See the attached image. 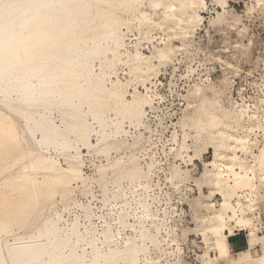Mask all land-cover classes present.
<instances>
[{
	"label": "rangeland",
	"instance_id": "1",
	"mask_svg": "<svg viewBox=\"0 0 264 264\" xmlns=\"http://www.w3.org/2000/svg\"><path fill=\"white\" fill-rule=\"evenodd\" d=\"M201 1L194 0L190 7L186 3L189 8L179 0H162L157 5L151 0L59 1L56 8L64 13L75 10V16L68 19L65 35L59 36L61 30L48 33H58L59 41L74 40L77 54L93 44L100 47L84 59L71 88L82 95L79 101L91 131L84 137L71 135L76 141L71 139L67 154L72 157L66 159L54 147L41 146L46 162L55 161L72 175L59 173L64 178L58 174L48 180L51 174L45 179L46 174L33 171L31 177L41 186L33 192L50 200L36 203L31 197L35 204L31 201V207L27 204L29 208L22 212L19 208L21 215L11 209L18 214L14 212L12 219L5 214L22 193L12 192L11 187L19 189L20 183L10 174L9 164L26 163L27 149L25 142L18 139L20 146L15 142L17 137L5 141L7 137L0 133V142L5 143L0 147H6L0 149V157L9 147L14 151L18 143L16 156L12 150L4 154L13 155V160L0 158V181L7 183L0 182V191L12 192L4 197L0 193V198L11 197V201L15 195L16 200L10 205L0 201L3 251L16 240L35 235L44 217L59 230L62 252L64 248L65 253L69 248L75 254L85 252L86 264L94 257L100 259V254L105 260L100 264H227L228 259L238 260V254L231 250L229 258H218L211 231L215 215L230 214L222 208L226 203L241 211L242 221L228 219V228L235 232L242 224L256 226L257 243L246 249L252 262L244 264L264 257V0ZM169 3L174 8H166ZM63 18L64 14L56 15L52 23ZM51 112L58 123V111ZM4 113L0 132L11 123ZM99 139L106 141L103 150ZM97 141L98 148L93 146ZM75 152L81 156L73 157ZM226 165L247 178L234 185L233 177L225 176ZM25 182H21L25 187H36L31 179ZM9 183L12 190L5 189ZM37 213L43 217L38 215L30 224L22 222Z\"/></svg>",
	"mask_w": 264,
	"mask_h": 264
},
{
	"label": "bare ground",
	"instance_id": "2",
	"mask_svg": "<svg viewBox=\"0 0 264 264\" xmlns=\"http://www.w3.org/2000/svg\"><path fill=\"white\" fill-rule=\"evenodd\" d=\"M59 1L60 0H0V116H3L2 114L5 115L4 112H6V114L9 116V119L11 121V123H8L9 124L8 126H6V127L4 126V128L1 129L0 133L3 137H7V138H5L6 139L5 141H7L8 138L12 140V139H15L17 137V139H15L16 140L15 142H18V139H19V142L21 144H22V142H25L24 147L26 146V149H27V151H26V149H24L27 153L26 154L27 159L25 158L26 155L24 153V155H25L24 160H26V163H25V161L21 160L20 163L17 166H15L19 162L18 159L20 160V158L17 157L16 160L18 162L13 164L14 163V161H13L12 165H11V162L9 164L11 166L9 169L10 174H12L13 176L14 175L16 176V179H17L16 181L18 183L17 185L19 186V183H20L19 187L21 189L19 187L18 188L21 190V192L16 191L17 188H15L14 186H13L14 188L10 186L11 181H14L13 177H12V180H11V178L8 177V179H10L11 181L8 184V186H6V187L4 186V187H5V189L7 187L8 188L11 187L13 189L12 192H14V189H15L14 194L17 192L22 193L21 195L18 194L19 197L16 195L19 198V200H17V201L14 200L16 202L13 201V199L15 198L14 194H13L14 198L12 197L13 199L11 201H10L11 197H10V199L8 198L9 199L8 201H6V199L4 198L5 199V201H4L5 205L6 204L10 205L9 201L11 202V204H12V201L14 202L12 205H10V208H9V206L8 207L6 206L7 208H9V209H7V211L9 210V212L13 208L15 211H17L19 208H23V209H19V210L21 212H22V210L24 211V207L27 204L29 206V203H30L29 207H31L32 204H35L32 201L34 199H35V202L36 201H38V202L42 201L44 198H47L48 201L50 200L48 197L45 196L46 194L44 195L43 193L38 192V191L33 192V190L35 188L41 187V186H39L40 185L39 181L32 178V177H34V176H32L33 171H38L37 173L40 172V173L46 174V175H44V178L48 174H51V175H48V180H50V179L52 180V178H50L49 176L53 177V176L58 175L59 173H63V174L66 173L68 176L67 178H69V176L72 175L71 172H70V175H68L69 174L68 171L66 172L65 170L64 171L61 170L60 167L55 164V161H53V163L52 162L48 163V160H47V162H46L45 161L46 159H44L43 158L44 156H42L44 153L42 151V148H41L42 145H45V147L46 146L54 147L56 150L59 151V154H62V155H59L60 157L61 156L72 157V155L67 154L68 148L70 147V149H71V139L74 140L71 137V135L82 137L88 131H89V133L91 131V129L88 130L90 125H88L86 122V120H87L85 118L86 113L81 109L79 99L82 98V95L80 92L73 91L71 88H72V86L76 85V77H77L76 71H77V69H83L84 68L83 67L84 66V63H83L84 59L87 58L88 56H91L94 53L98 52L100 50V47L97 44H93L88 49H85L83 52H80V54H77L75 52L76 43L74 40L67 39L64 41H61V40L59 41V39L57 37L58 33H56V32L54 34L48 33L50 31L54 32V31L61 30L59 36L65 35V32L68 29L67 28L68 19L71 18L72 16H75V13H76L75 10L74 11L69 10V11L64 13L63 9L56 8V6H58V4H59ZM160 1H162V0H151V2L153 4H156V3L159 4ZM196 1L200 4L202 3L201 0H196ZM175 3H177V2H175ZM186 3L190 7L195 2H194V0H179L180 5L184 6V5H186ZM8 5H11V6L9 7ZM161 6H160V8H161ZM111 7H113V6H111ZM172 7H173V5L171 3L166 5V8H172ZM178 7H181V6H178ZM191 10H189V11H191ZM62 14H64V18L60 23H52L54 16L62 15ZM197 19H198V17H197ZM47 33H48V35H47ZM81 54H83V55H81ZM37 60H41V61H37ZM52 109H56L58 111V114H59V122L58 123H56L55 119L53 118L54 116H52V112H51ZM1 110H2V112L3 111L4 112L1 113ZM7 115L5 118H7V120H8ZM5 118H3V119H5ZM10 121H8V122H10ZM18 121L20 122V124ZM2 122L5 123L4 121H2ZM16 124H17V128L14 126ZM14 128H16L17 131H15ZM36 134H38L37 138H35ZM100 134H102V132ZM103 135L106 137H107V135L109 136V134L105 135V133ZM99 137H101V140H102V136L100 135ZM109 139L111 140V138H108L107 141ZM2 140H3L2 143H4V139H2ZM80 140H81V138H80ZM101 140H100L101 145L102 144L104 145V142H106V141H104L102 143ZM74 141H76V140H74ZM77 141H78V139H77ZM10 142H8V143H10ZM13 142H14V140H13ZM97 142H96L97 144L93 145V146L98 148L99 141H97ZM111 142L113 144V140ZM115 142H114V146H115ZM18 143L17 144L15 143L16 145L14 147V151H16L15 148L18 147ZM20 143H19V146H20ZM11 144H13V143H11ZM86 145H87V143H86ZM88 145H89V147H91L89 143H88ZM109 145L110 144H108L106 146V149H107V147H109ZM6 146H8V145L6 144ZM9 146H10V144H9ZM13 146H14V144H13ZM11 147H12V145H11ZM2 148H3V146H2ZM2 148L0 147V149H2ZM72 148H74V147L72 146ZM102 148L104 149L105 145H104V147H101V149ZM4 149H6L5 146H4L2 151H4ZM11 150L13 151V149H11ZM11 150L9 147V150H5V153L3 152V157H0V158H2V159L6 158L5 160H7V157H9L7 155L11 154V152H10ZM17 150L20 151V147ZM94 150L97 151L96 149H94ZM2 151H0V152H2ZM14 151H13V153H14ZM25 151H23V152H25ZM75 151H77V150H75ZM98 151L97 152L100 153V149ZM20 152L22 153V151H20ZM20 152H19V154L22 155ZM46 152L47 151L45 150V153ZM73 152H74V150H73ZM263 152H264V150H263ZM263 152H262V154L260 152V154L262 156H263ZM6 153H8L6 155L7 157L4 155ZM75 153H74L75 156H73V157H76L77 154L79 157L81 156V155H79V152L78 153L75 152ZM69 154H70V152H69ZM260 154H259V156H260ZM57 155H58V153H57ZM15 156H16V154H15ZM10 157L13 160V155ZM70 157H67V158L71 159ZM261 158L262 157H260V159H259L260 161L263 159V158L262 159ZM14 159H15V157H14ZM64 159H66V157ZM74 161H75V159H74ZM6 163L4 162V165H3V167H5V170L7 169L6 167L9 168V166L5 165ZM74 163H77V161ZM114 163H115V161H114ZM1 164H2V162H1ZM111 164H113V163H111ZM73 169L75 170L76 168H73ZM225 169L227 172L226 173L227 175H225V176L227 177V176L231 175L233 177L232 183L234 185H238V184L242 183L244 181V179H246L248 176V175L246 176V174L237 172L233 168V166L226 165ZM5 170L3 169V171H5ZM0 171H1V169H0ZM10 174H8V175H10ZM62 175L59 174L60 177H62ZM65 176L66 175L64 174V177ZM64 177H62V178H64ZM57 178L58 177H56L55 180H57ZM70 178L72 179V177H70ZM4 179H5V177H4ZM30 179L34 183V185L36 184V187H34V186L32 187V185H31L32 188L28 187V185L26 184L27 185L26 187L29 191H30V189L32 190L34 188L31 191V193L32 192L34 193V195H32L33 193L31 194L32 196L30 194L28 195V193H27L28 190H26L25 184L22 185V183H26L25 181L29 180V182H30ZM45 179H47V178H45ZM58 180H59V178H58ZM62 181H63V179H62ZM29 182H28V184L30 185L31 182L30 183ZM46 182H48V181H46ZM3 183H5V182H3ZM3 183H2V185L7 184V183H5V184H3ZM55 183L57 184V182H55ZM14 184H16V183H14ZM37 184H38V186H37ZM45 184H42V185H44V187H48V185H45ZM21 185L23 188L21 187ZM63 186H66V184H64ZM44 187L42 186V188H44ZM49 187H50V185H49ZM60 187H61V185L59 186V188ZM67 187L68 186H66L64 189H66ZM61 188L63 189V187H61ZM61 188H60V190H61ZM12 189H10V190H12ZM19 189H17V190H19ZM50 189L53 190L54 188L50 187ZM55 189L53 190L54 192L56 191ZM67 190H66V193H67ZM10 192L8 191V193L6 192L4 194V193H1V191H0V193L3 194V197H4V195L5 196L9 195ZM43 196H45V197H43ZM65 196H66V194H65ZM3 197L1 196V198H3ZM31 197L32 198L34 197V199H32ZM1 198H0V201L2 202L4 199L1 200ZM44 201H46V200L44 199ZM6 202H8V203H6ZM42 203H44V202H42ZM227 203H229V202H227ZM1 205H0V208H1ZM2 207L4 208V206H2ZM231 207L226 203L223 204L222 208L225 210V212L229 210L228 212L231 215L230 214L227 215L226 213L217 214L211 220V222H212L211 231L216 237L218 258H222V259L229 258V254L231 252V247L228 244V238H229V236L234 234V231L227 227L226 221L228 219L229 220L235 219V221L237 223L242 222L239 219V215H238V212H241V211H235V209H233ZM28 208H26V209H28ZM2 209L0 210V213H1ZM19 210H18V213L20 214ZM15 211L11 212L12 215H10V213L8 212V214H5V217L8 215H9V217L13 216V213ZM4 212H6V211H4ZM15 213L18 216L17 212H15ZM15 213H14V215H15ZM38 215H39V213H37L35 216L31 217L29 220H28V218H26V220H24L22 222L24 224H30L33 221L38 220ZM15 216H13L12 218H14ZM40 216L41 215H39V217ZM0 217H2V215H0ZM9 217H7L8 218V219H6L7 221L12 219L11 217L9 219ZM41 217H43V216H41ZM43 219H44V217H43ZM43 219L41 220L42 223H41L40 230L35 235H28V236H25L23 238L16 240V242L13 243L12 245H9V246L7 245V247H5V249H4V251L0 248V264H21V263H23V264H86L83 262L84 260L82 259L83 258L82 255L85 252H82L83 253L82 255L77 254V253L75 254L72 251H70V250H74L72 248L71 249L69 248L68 253L67 252L65 253L67 248H64L65 249V251H63L64 253L62 252V250L60 248V246L62 245V242H61V238L58 235L59 230H57V228H55V227H52L51 224H47V222L44 221ZM0 220L4 221L3 218ZM39 220H40V218H39ZM253 228L250 226L247 227L246 225L242 224V229L236 230V231L246 230V232H247L246 241H247V244L249 246V249L253 248L257 243L256 236L254 233L256 230V226H253ZM41 237H44V238L41 239ZM140 239H141V237H140ZM140 239H138V241H140ZM90 241H93V240H90ZM125 241H127V240H125ZM131 241L129 240V243ZM134 241H135V239H134ZM134 241L131 242V245L134 244ZM142 242H144V241H142ZM71 244L72 243H70V245ZM123 245H124V242H123L122 246ZM98 246L100 248V244ZM129 246H130V244H129ZM134 247L136 248L135 245H134ZM140 247H141V245H140ZM125 248H127V247L125 246L124 249ZM129 248H131V247H129ZM138 248H139V246H138ZM91 249H94V246ZM91 249H90V251H91ZM97 250H99V249L97 248L95 251H97ZM121 250H123V249H121ZM138 250L139 249H137V251ZM125 251H126V249H125ZM130 252H133L132 248H131ZM130 252H129V255H130ZM90 253H89V255H91ZM98 253H96V254H98ZM111 253L114 254L113 252H111ZM111 253L109 255L106 254L108 258L111 257ZM93 254H95V253H93ZM237 254H238V260L230 261L228 259L227 264H244V263L248 262L249 260H250L249 263L252 262V257H251L249 250L242 251V252H239ZM101 255H103V254H100V259H98L97 257H94L92 260H90L91 262L89 264H100V260L101 261L104 260L103 257L101 259ZM112 256H114V255H112ZM124 256H125V254H124ZM127 259H128V257H127ZM104 261H102V262H104ZM107 261H110V259ZM106 263L107 262H105V264ZM254 264H264V257H259L258 259H256L254 261Z\"/></svg>",
	"mask_w": 264,
	"mask_h": 264
},
{
	"label": "crops",
	"instance_id": "3",
	"mask_svg": "<svg viewBox=\"0 0 264 264\" xmlns=\"http://www.w3.org/2000/svg\"><path fill=\"white\" fill-rule=\"evenodd\" d=\"M228 244L234 253L242 252L248 247L244 234L240 231H235L233 235L229 236Z\"/></svg>",
	"mask_w": 264,
	"mask_h": 264
},
{
	"label": "built area",
	"instance_id": "4",
	"mask_svg": "<svg viewBox=\"0 0 264 264\" xmlns=\"http://www.w3.org/2000/svg\"><path fill=\"white\" fill-rule=\"evenodd\" d=\"M240 232H243V233H244V237H245V239H247V232L244 231V230H242V231H240Z\"/></svg>",
	"mask_w": 264,
	"mask_h": 264
},
{
	"label": "snow or ice",
	"instance_id": "5",
	"mask_svg": "<svg viewBox=\"0 0 264 264\" xmlns=\"http://www.w3.org/2000/svg\"><path fill=\"white\" fill-rule=\"evenodd\" d=\"M9 7L11 6V5H8Z\"/></svg>",
	"mask_w": 264,
	"mask_h": 264
}]
</instances>
